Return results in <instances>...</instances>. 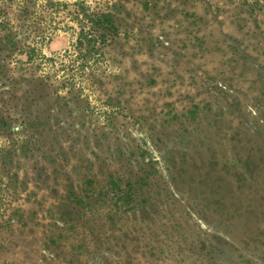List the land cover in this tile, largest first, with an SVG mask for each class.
Segmentation results:
<instances>
[{
	"label": "rangeland",
	"instance_id": "rangeland-1",
	"mask_svg": "<svg viewBox=\"0 0 264 264\" xmlns=\"http://www.w3.org/2000/svg\"><path fill=\"white\" fill-rule=\"evenodd\" d=\"M0 264H264V0H0Z\"/></svg>",
	"mask_w": 264,
	"mask_h": 264
}]
</instances>
